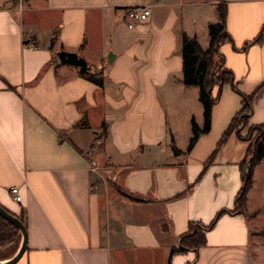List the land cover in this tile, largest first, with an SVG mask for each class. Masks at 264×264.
I'll list each match as a JSON object with an SVG mask.
<instances>
[{
	"label": "crops",
	"instance_id": "0c3cea01",
	"mask_svg": "<svg viewBox=\"0 0 264 264\" xmlns=\"http://www.w3.org/2000/svg\"><path fill=\"white\" fill-rule=\"evenodd\" d=\"M223 1L232 43L219 51L260 124L264 0ZM219 2L0 0V205L26 230L14 264H264V157L234 213L249 143L233 132L208 161L240 108L230 85L212 88L210 129L187 151L203 106L182 82L181 35L207 48ZM133 5L145 22L126 19ZM213 220L205 245L170 255L190 222Z\"/></svg>",
	"mask_w": 264,
	"mask_h": 264
},
{
	"label": "trees",
	"instance_id": "16d2710c",
	"mask_svg": "<svg viewBox=\"0 0 264 264\" xmlns=\"http://www.w3.org/2000/svg\"><path fill=\"white\" fill-rule=\"evenodd\" d=\"M219 1L217 5L218 21L208 25L209 44L207 48L203 49L195 37H189L184 32L181 35L182 82L185 85H194L198 87V99L203 106L202 126L199 127L195 121L191 119L192 135L189 139L187 151L192 148L200 134L209 131L212 106L218 100L221 87L228 84L241 96V104L238 112L233 116L229 125L222 133L216 145V149L208 159L209 161L214 156L217 149L233 132L236 133L240 139L248 141L249 143L246 151V158L239 165L241 188L236 195L234 209L231 210V212L234 213L237 211H244L246 193L252 183V168L255 164L261 162L264 157V122L249 125L248 120L252 112V94L246 95L240 92L237 88L232 71L224 66L223 56L219 51V47L225 42L232 43V38L225 29V3L223 0ZM260 40L261 33L250 43H259ZM92 74L98 75L101 74V71L95 72V70L92 69ZM215 86L218 87L219 93L214 97L212 96V88ZM244 128H246V132L245 134H241ZM103 132H105V130ZM174 152L177 153L178 150L174 148ZM225 212L227 211H220L217 217ZM17 218L24 224L22 214ZM215 220L207 226L198 222H190L187 232L180 237L178 244L170 249V255L186 250L196 251L205 245V231L212 227ZM261 233L264 236V227ZM13 239L17 241L14 250L5 256H0V260L12 256L20 240L18 228L0 216V250L9 242H12Z\"/></svg>",
	"mask_w": 264,
	"mask_h": 264
},
{
	"label": "water",
	"instance_id": "95a60500",
	"mask_svg": "<svg viewBox=\"0 0 264 264\" xmlns=\"http://www.w3.org/2000/svg\"><path fill=\"white\" fill-rule=\"evenodd\" d=\"M57 57L60 62L70 63L79 66L82 69L87 68L86 62L74 52L59 51L57 53ZM0 216L5 220H7L8 222H10L11 224H13L14 226H16L22 237L21 244L18 247L15 254L6 261H0V264H14L19 260V258L22 256L25 250L26 230L23 223L16 216L6 211L1 205H0Z\"/></svg>",
	"mask_w": 264,
	"mask_h": 264
},
{
	"label": "built area",
	"instance_id": "2783aa9c",
	"mask_svg": "<svg viewBox=\"0 0 264 264\" xmlns=\"http://www.w3.org/2000/svg\"><path fill=\"white\" fill-rule=\"evenodd\" d=\"M150 14L151 10L147 5H133L125 8L126 19L136 24L145 22L149 18ZM93 165L94 162H92V166ZM9 193L15 202H20L21 196L19 195V191L16 186H11L9 188Z\"/></svg>",
	"mask_w": 264,
	"mask_h": 264
},
{
	"label": "rangeland",
	"instance_id": "374dc122",
	"mask_svg": "<svg viewBox=\"0 0 264 264\" xmlns=\"http://www.w3.org/2000/svg\"><path fill=\"white\" fill-rule=\"evenodd\" d=\"M210 23H214V22H210ZM207 35H208V26H207ZM245 132H246V130H245ZM245 132L243 134H245ZM14 240L15 239H13L12 242H9L5 247H2V249L0 250V256H5L14 250V248L16 246L15 243H17V241H14Z\"/></svg>",
	"mask_w": 264,
	"mask_h": 264
}]
</instances>
